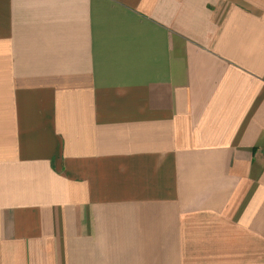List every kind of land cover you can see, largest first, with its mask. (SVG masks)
Returning <instances> with one entry per match:
<instances>
[{"label":"crops","instance_id":"1","mask_svg":"<svg viewBox=\"0 0 264 264\" xmlns=\"http://www.w3.org/2000/svg\"><path fill=\"white\" fill-rule=\"evenodd\" d=\"M0 264H264V0H0Z\"/></svg>","mask_w":264,"mask_h":264}]
</instances>
